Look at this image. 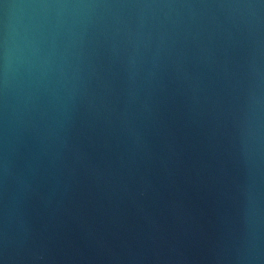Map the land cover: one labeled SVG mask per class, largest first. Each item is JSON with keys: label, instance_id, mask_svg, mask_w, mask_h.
I'll use <instances>...</instances> for the list:
<instances>
[{"label": "water", "instance_id": "95a60500", "mask_svg": "<svg viewBox=\"0 0 264 264\" xmlns=\"http://www.w3.org/2000/svg\"><path fill=\"white\" fill-rule=\"evenodd\" d=\"M0 264H264V0H0Z\"/></svg>", "mask_w": 264, "mask_h": 264}]
</instances>
